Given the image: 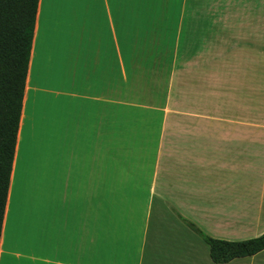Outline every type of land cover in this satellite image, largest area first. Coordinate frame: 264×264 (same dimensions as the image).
<instances>
[{"label":"crops","instance_id":"0c3cea01","mask_svg":"<svg viewBox=\"0 0 264 264\" xmlns=\"http://www.w3.org/2000/svg\"><path fill=\"white\" fill-rule=\"evenodd\" d=\"M69 2L48 0L49 45L70 32L48 74L39 1L5 216L11 196L43 244L19 262L215 264L184 220L262 235L264 0Z\"/></svg>","mask_w":264,"mask_h":264},{"label":"trees","instance_id":"16d2710c","mask_svg":"<svg viewBox=\"0 0 264 264\" xmlns=\"http://www.w3.org/2000/svg\"><path fill=\"white\" fill-rule=\"evenodd\" d=\"M40 0H0V241L9 196L31 50ZM209 247L215 264L253 257L264 251V233L228 241L213 238L184 220Z\"/></svg>","mask_w":264,"mask_h":264},{"label":"rangeland","instance_id":"374dc122","mask_svg":"<svg viewBox=\"0 0 264 264\" xmlns=\"http://www.w3.org/2000/svg\"><path fill=\"white\" fill-rule=\"evenodd\" d=\"M72 2L80 4L83 0H70ZM85 1V0H84ZM46 8H44L45 13L40 16V26L38 29V36L41 37V41L46 45L45 54H43V60L39 62V64L47 65V72H59V64L66 58L67 52V40L69 38V33L61 35V37H56L51 47L49 45L50 36L48 32V24L46 22V15L48 12V0H44ZM65 3V2H64ZM67 5V4H65ZM65 12V10L63 11ZM67 14V13H66ZM69 27V25L67 26ZM68 29V28H67ZM38 64V65H39ZM36 63L33 64V76L36 74L37 67ZM55 66V67H54ZM54 67V68H53ZM31 78V80H32ZM28 106L30 105V100H28ZM32 216V217H31ZM6 219L5 227L2 230V236L0 241V264H31L29 261H24L17 259L16 251L18 249H26L30 250L42 246L43 244V236H42V226L35 228V219L31 213H25L20 218L19 214L16 213L15 208L13 206V199L10 196L8 203V210L4 220ZM264 224V222H263ZM172 227L176 231L182 232L183 227L180 225H175L173 223ZM264 227V225H263ZM196 260H199L203 263L208 261V256L206 254L205 248L200 246L198 243L196 244ZM249 261H255L259 263H264V253L255 258L246 259Z\"/></svg>","mask_w":264,"mask_h":264}]
</instances>
